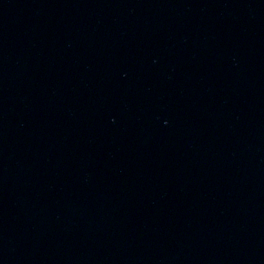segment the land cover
I'll list each match as a JSON object with an SVG mask.
<instances>
[{"label":"water","instance_id":"1","mask_svg":"<svg viewBox=\"0 0 264 264\" xmlns=\"http://www.w3.org/2000/svg\"><path fill=\"white\" fill-rule=\"evenodd\" d=\"M0 264H264V0H0Z\"/></svg>","mask_w":264,"mask_h":264}]
</instances>
